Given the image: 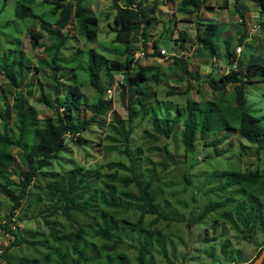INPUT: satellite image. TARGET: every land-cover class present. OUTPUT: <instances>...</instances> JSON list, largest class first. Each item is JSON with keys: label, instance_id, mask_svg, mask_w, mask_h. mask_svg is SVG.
<instances>
[{"label": "rangeland", "instance_id": "374dc122", "mask_svg": "<svg viewBox=\"0 0 264 264\" xmlns=\"http://www.w3.org/2000/svg\"><path fill=\"white\" fill-rule=\"evenodd\" d=\"M146 1L145 7L152 8L153 0ZM208 1L202 14L219 26L220 31L216 37L217 56L210 55L204 49L191 44V40L195 37L194 22L196 17L179 14L176 7L180 0H158L157 12L149 14L152 25L149 29L147 47L140 42L135 43V41L131 44L137 49L136 53L141 48L145 51V57L140 58L137 65L156 67L153 72H157L156 74L160 78V81H152L148 84V87L156 92V97L147 102L148 106L153 107L157 102H160L163 113H165L170 104L172 109H175L176 105H185L188 99L201 103H219L218 96L209 85V81L214 75L219 78L220 75H225L228 72L229 61L226 59V43L224 41L226 39L231 41L232 51L237 53V57H241V70L246 69L247 65L264 63V27L261 25L264 18L259 14L258 4L250 0H229L227 4L224 0ZM42 3L38 1L36 5H33L30 16L17 19L19 0H0V57L5 53L9 55L10 50H15V53L23 51L29 64L36 63L39 58L49 57V55H45L43 46L51 44V34L48 32V28L52 25L49 22L53 21L51 13L53 7ZM85 5L89 10L88 15L96 17L98 20L97 26L93 27L97 33L92 40H87L78 32V24L76 28H68L71 29L73 40L64 47L62 57L73 58L69 69L85 67L86 62L88 63L89 51L92 49L110 61H126L127 46L116 43L114 40L116 34L113 32L112 26L115 10L112 2L110 0H86ZM207 7L218 8L211 13V9L208 10ZM35 15L42 17L33 18L32 16ZM184 19L188 22L183 23ZM174 20L176 24L178 23L176 27L171 26ZM33 35L40 37V45L37 47L33 45L35 43ZM179 36H183L187 40L184 45L188 48L186 52L188 54H185L182 59L186 63L187 69L196 73L199 80L188 79L189 82H187L183 71L179 70L175 64L174 54L178 50L183 52L175 43ZM242 36H246V42L241 45L239 38ZM154 40H158L161 48L167 51V59L159 61L156 59L158 56H152ZM62 65L66 67L63 63ZM61 73H66L64 68ZM113 75L114 86L112 94H109L112 95L110 97L113 99V110L107 117V122L101 126L97 124L91 126L88 132L82 134L83 141L80 145L70 144L69 149L59 154V158L52 162V166L45 171L63 174L77 167L92 170L95 185L88 192L86 198L93 196L98 189H105L106 179L98 180L97 172L103 175L118 172L119 176L125 179L131 177L132 170L135 169L144 183L153 180L159 200L163 206L168 207L167 214L170 217L168 220L160 219L157 224L153 225L151 222L155 216L148 215L141 225L154 233L151 235L152 253L149 257L152 264H250L257 255L258 246L264 242V215H260L255 228L250 229L240 223L236 212L237 209L242 211L244 207H250L253 203L261 206L264 211V158L258 156L254 149L249 151L247 149V154L240 152V143L244 146H249L250 143L238 136H231L219 147L224 149L231 144L234 145V148L222 157L215 156V149L211 146L203 149L198 148L193 154H187L182 141L184 128L181 124L176 127L172 138H166L155 131L151 116L138 115L136 109L137 117L132 124L134 131L130 140V152L134 160L133 168L130 157L125 154L124 135L121 134L130 128L127 109L128 90H123L122 86L124 85L120 84L123 80L122 75L119 72H113ZM148 75L151 76V73ZM258 78L260 81L256 80ZM258 78L250 81L246 98L250 112L260 119V124L264 127V81L260 76ZM34 79V84L31 83L30 86L37 93L30 97L32 105L36 107L42 117L53 115L54 111L46 109L36 97L38 91L45 89L42 70H39ZM81 80L86 85L83 89L85 95L89 100L95 101L97 94L95 89L88 84V75L85 74ZM1 87L5 91L7 89L10 92L13 91V88L5 80L0 79V89ZM231 90L229 88L228 94ZM173 91L177 94L184 92L187 94L171 96L167 94ZM10 101L12 102L11 99ZM169 112L172 118L174 111ZM87 117L90 115L88 114ZM219 135L223 136L224 133ZM156 136L158 140L155 139ZM209 137L212 138L211 135ZM10 151L16 157L13 170L17 173L21 169L28 170L23 153L18 148H11ZM257 170L262 174V177L256 184L238 182L229 185L224 193L217 190L211 191L230 181L236 183L233 179L237 180L238 178L227 175L228 172L245 173ZM186 177L189 178V181ZM12 179V181H19L17 175ZM46 182V178L42 176L36 180L35 185L38 184L41 190H38L34 185L25 198L23 208L17 212L15 219L19 227L18 234L22 237V244L8 250L10 261L2 258V254L11 246L14 237L5 229L0 228V264H32L33 261H36L35 264H43L42 261L48 254L52 255L54 249L58 248L61 253L69 246H61L50 236L52 228H55L50 224L51 222L64 225L67 221L60 213L54 216L45 213L50 203L46 195ZM116 185L118 187L117 195L122 197L126 203H129V200L122 193L138 195V189L134 183L127 187L122 182H116ZM229 195L233 198L230 204H226V207L222 205L202 220V223H197L206 206L214 202L224 203L231 198ZM11 207L12 203L7 196L0 193V224L5 223V216L9 214ZM101 209L107 210L109 217L116 216L118 232L122 241L114 251L102 249L106 242L95 236L94 228L90 226L87 229L86 239L96 248L94 251L96 258L91 263L108 264L107 256H111L116 264H121L122 260L119 259V255H124L130 264H138V249L135 246H142L143 232L141 230L132 232L130 226L124 230L122 226L123 219L137 223L140 218L138 211L133 209L113 210L104 205H101ZM93 210L96 211L97 207L94 206ZM227 210L232 212V219L224 216ZM216 219L218 222L215 224ZM190 220H193L194 223L188 227ZM86 221L87 218L84 216L80 220L81 223ZM156 231H159L160 234H157ZM157 238L161 242H157ZM107 244L112 245L113 242ZM53 261L60 262V259L54 256L53 260L52 258L48 259L47 264H54Z\"/></svg>", "mask_w": 264, "mask_h": 264}, {"label": "trees", "instance_id": "16d2710c", "mask_svg": "<svg viewBox=\"0 0 264 264\" xmlns=\"http://www.w3.org/2000/svg\"><path fill=\"white\" fill-rule=\"evenodd\" d=\"M38 1L53 7L51 12L53 21L49 22L52 25L48 28V32L51 34V44L43 46L45 55H49V57L39 58L34 64L27 62L23 51L15 53V50H10L9 55L5 53L0 57V79L5 80L13 88L12 92L9 89L5 91L2 87L0 89V193L6 195L12 203L9 214L5 216V223L0 224V228L5 229L14 237L13 243L2 254V258L10 261L8 250L22 244V237L18 234L17 229L19 227L15 217H17L18 210L23 208L25 198L35 185L36 180L42 176L47 180L45 184L46 195L50 200L45 213H50V216L60 213L67 221L64 225L51 222L50 224L54 225L55 228H52L50 236L61 246L69 245L61 253L58 248L54 249L52 255L48 254L46 259L42 261L43 264H47L49 258L53 260L54 256L60 259V262L53 261L54 264H92L91 262L96 258L94 255L96 248L93 243L87 242L86 239L87 229L90 226L94 228L93 234L106 242L102 249L114 251L118 248L122 238L118 232L116 216L111 215L109 217L108 211L102 210L101 205L113 210L133 209L138 211L140 218L137 223L123 219L122 226L124 230L130 226L132 232L138 230L143 232L144 242L142 246H135L138 249L137 261L138 264H152L149 257L152 253L151 235L154 233L141 227V225L148 215L155 216L151 222L153 225L157 224L160 219L168 220L170 217L167 214L168 207L165 204L163 206L159 200L153 180L144 183L135 169L132 170V176L125 179L121 178L118 172L105 175L97 172L98 180L106 179L104 182L105 189H98L93 196L86 198L88 192L95 185L92 170L77 167L63 174L46 172L45 170L52 166V162L59 158V154L69 149L70 144L80 145L83 141L82 134L88 132L91 126L94 124L101 126L107 122V117L113 110V99L107 95L108 90L114 86L113 72H119L123 76L120 84L126 86H122L123 90H128L127 109L130 128L121 134L124 135L125 154L130 157L133 168L134 160L130 152V140L134 131L132 124L136 120L137 112L138 115L147 114L146 117L151 116L155 131L166 138H172L176 127L181 124L184 128L182 141L187 154H193L198 148L203 149L211 146L215 149V156L222 157L228 154L234 145L231 144L230 149H228L229 147L224 149L219 147L231 136H238L250 143L249 146L240 143V152L247 154L249 150L254 149L258 156L264 158V127L260 124V119L250 112L246 98L247 87L251 80L260 76L264 81V63L247 65L246 69L241 70L240 61L237 70L230 67L225 75H220L219 78L214 75L210 79L209 85L216 92L219 103H201L188 99L185 105H176L175 109H172L170 104L168 111L163 113L160 102H157L153 107L147 104L148 101L156 97V92H153L148 84L152 81H160L157 72H153L156 67L137 65L138 63L136 64L134 61L137 49L131 46L134 41L135 43L139 42L141 36L145 40L144 46L147 47L149 29L152 25L149 14L158 8V0H153V6L149 9L145 7L146 0H110L115 10L112 26V30L116 34L114 40L116 43L127 46L126 61H110L92 49L89 51L86 66L74 67L73 69H69L73 58L62 57L64 47L73 40L71 29L68 28H76L78 24V32L87 40H92L97 33V30L95 31L93 28L98 24L97 18L88 15L86 0H19L17 19L30 16L33 5H36ZM250 1L258 4L259 14L264 18V0ZM208 2V0H180L176 9L181 15L196 17L194 22L195 37L191 40V44L204 49L210 55L217 56L216 37L220 31L219 26L202 14ZM211 8L207 7L206 9L210 10ZM32 17L42 16L35 15ZM182 22L188 21L184 19ZM177 24L174 20L171 26L176 27ZM261 25L264 27V22ZM33 37L35 39L33 45L39 46L40 37L38 35H33ZM245 39V36L239 38L241 45ZM186 41L183 36H179L175 43L179 45L181 50H188L184 45ZM224 41L226 43V59L228 61L231 59L229 65L233 66L237 54L232 51L231 41L227 39ZM159 43L158 40L153 42V57L161 56ZM174 61L179 70L183 71L187 82H189L188 79L199 80L196 73L187 69L188 67L182 58L174 57ZM63 68L66 71L65 74L61 73ZM39 70H42L44 75L45 89L38 91L36 97L46 109L54 111L53 115L46 117L39 115L30 99L32 94L37 93L33 91L30 84H34V77L39 73ZM149 73L151 76L148 75ZM85 74L88 75V84L96 91L97 99L95 101L89 100L84 93L83 89L86 85L81 78ZM256 80L260 81L259 78ZM229 88L232 89L230 94H228ZM24 91L27 92L24 93ZM167 94L171 96L177 93L173 91ZM184 94L187 92L177 95ZM171 110L174 111L172 118L169 112ZM88 114L90 117H87ZM120 125L123 129L121 123ZM220 133H224V135H219ZM210 135L212 138L209 137ZM155 139L158 140V137L156 136ZM81 146L84 147L83 144ZM11 148H18L23 153L28 170L21 169L18 173L13 170L16 157L10 151ZM197 160L199 161V159ZM16 175L19 177V181H12ZM214 175L216 176V174ZM227 175L237 177V180L233 179L236 183L230 181L211 191L217 190L224 193L229 185L238 182L256 184L262 177L259 170L245 173L228 172ZM186 179L189 181V178L186 177ZM116 182H122L126 187L134 183L138 189V195L122 193L129 200V203H126L122 197L117 195ZM35 186L41 190L38 184ZM229 197L231 198L224 203L214 202L206 206L197 223H202V220L222 205L226 207V204H230L233 198L231 195ZM94 206L97 207L96 211L93 210ZM236 215L241 224L251 229L255 228L258 218L260 215H264V211L261 206L253 203L250 207H244L242 211L237 209ZM83 216L87 218L85 223L80 222ZM224 216L232 219L233 215L230 210H227ZM217 222L218 219L214 221L215 224ZM192 223H194L193 220H190L188 227ZM215 224L214 228L216 227ZM156 233L160 234L159 231ZM109 242H113V244L108 245ZM157 242H161L159 238H157ZM258 247L257 255L250 264L262 253L264 242ZM119 259L122 260L121 264H130L124 255H119ZM107 261L108 264H116L111 256H107ZM35 263L36 261L32 262V264Z\"/></svg>", "mask_w": 264, "mask_h": 264}, {"label": "clouds", "instance_id": "9594fccd", "mask_svg": "<svg viewBox=\"0 0 264 264\" xmlns=\"http://www.w3.org/2000/svg\"><path fill=\"white\" fill-rule=\"evenodd\" d=\"M213 1V0H212ZM225 1V3L227 4V3H229V0H224ZM216 8H218V7H215V8H211V13H213V12H215L214 11V9H216ZM243 15V14H242ZM210 21L212 22V20L210 19ZM140 36V35H139ZM143 40H144V38H143ZM140 42V41H139ZM144 42H145V40L143 41V43H142V45H144ZM244 42H246V39H245V41ZM163 48H161L160 49V51L162 50ZM165 50V49H164ZM166 51V50H165ZM183 52H180L179 50L176 52L177 53V55L178 56H175L174 55V57H180V58H182L185 54H188V53H186L188 50H182ZM166 53H167V51H166ZM237 54V53H236ZM160 55H161V52H160ZM162 56V55H161ZM161 56H158L156 59L158 60L159 58H162ZM135 57V56H134ZM174 57H173V59H174ZM231 59H229V61H230ZM134 61H135V63L137 64V61L138 60H136V59H134ZM240 61H241V57H237L236 56V58H235V62H234V64H233V66H230L229 65V67H228V70L230 69V67H233V69H235V70H237V67H238V65H239V63H240ZM133 67H135V65L133 64ZM122 79H123V76H122ZM112 89L113 88H111L110 90H108V92H107V95H109L110 93L112 94ZM110 91V92H109ZM110 96H112V95H109V97ZM111 98V97H110Z\"/></svg>", "mask_w": 264, "mask_h": 264}, {"label": "built area", "instance_id": "2783aa9c", "mask_svg": "<svg viewBox=\"0 0 264 264\" xmlns=\"http://www.w3.org/2000/svg\"><path fill=\"white\" fill-rule=\"evenodd\" d=\"M143 38L140 36V43L142 44L143 43ZM161 57L162 58H159L158 60L159 61H162V60H165L168 58V55L166 53V51L164 49H162L161 51ZM175 56H178L177 53L174 54ZM145 57V51L143 48H141L136 54H135V59L136 60H139L140 58H144ZM110 92V91H109Z\"/></svg>", "mask_w": 264, "mask_h": 264}, {"label": "water", "instance_id": "95a60500", "mask_svg": "<svg viewBox=\"0 0 264 264\" xmlns=\"http://www.w3.org/2000/svg\"><path fill=\"white\" fill-rule=\"evenodd\" d=\"M252 264H264V249L260 256Z\"/></svg>", "mask_w": 264, "mask_h": 264}, {"label": "crops", "instance_id": "0c3cea01", "mask_svg": "<svg viewBox=\"0 0 264 264\" xmlns=\"http://www.w3.org/2000/svg\"><path fill=\"white\" fill-rule=\"evenodd\" d=\"M246 36H247V34H246ZM246 36H245V37H246Z\"/></svg>", "mask_w": 264, "mask_h": 264}]
</instances>
